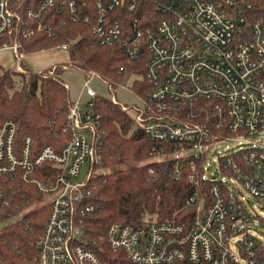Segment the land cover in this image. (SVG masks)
I'll use <instances>...</instances> for the list:
<instances>
[{
  "label": "built area",
  "instance_id": "1",
  "mask_svg": "<svg viewBox=\"0 0 264 264\" xmlns=\"http://www.w3.org/2000/svg\"><path fill=\"white\" fill-rule=\"evenodd\" d=\"M118 6L132 11L135 1L95 0L91 30L99 44L121 41L131 59H144L143 73L133 76L146 86L142 105L119 104L155 143V158L170 161L173 177L191 183L190 214L182 222L147 218L138 228L109 224L107 262L88 247L89 217L100 210L91 187L103 131L89 84L102 77L87 70V108L70 103L71 136L60 149L48 144L34 153L30 137L17 149L15 123L0 126V177L10 173L34 184L49 205L37 264H264V239L254 233L256 225L264 228V0H167L159 3L161 18L143 24L135 17L125 38L109 16ZM55 13L83 22L91 16L75 0H0V51L14 53L16 69L21 38L52 32L46 20ZM195 109L204 115H193ZM44 165L35 176V167ZM82 166L85 180H76Z\"/></svg>",
  "mask_w": 264,
  "mask_h": 264
},
{
  "label": "trees",
  "instance_id": "2",
  "mask_svg": "<svg viewBox=\"0 0 264 264\" xmlns=\"http://www.w3.org/2000/svg\"><path fill=\"white\" fill-rule=\"evenodd\" d=\"M134 1L132 11L126 6H118L109 13L110 18L120 23L123 38L133 33L135 17L143 24H151L161 18L159 3L167 0ZM75 2L90 11L89 22L73 21L70 16H57L55 13L46 20L52 24V32L34 30L31 36L22 37V50L29 52L67 43L69 65L83 72L93 70L99 73L110 84L107 85L110 91L129 76L142 74L144 59H131L121 41L110 46L98 43L90 27L96 12L95 0ZM28 22L33 23L32 20ZM120 67L123 70L119 71ZM45 70L31 71L27 78L15 70L6 69L0 74V126L5 120L15 123L17 149L26 137L31 138L34 153L48 144L60 149L71 136L67 113L72 101L62 78L63 65L52 75ZM16 77L21 84L18 90L14 88ZM132 89L142 96L145 85L134 81ZM91 102L103 131L99 138L100 155L102 166L108 172L92 179L91 201L100 210L89 217L88 247L107 262L113 255L103 238L109 224L117 222L138 228L147 218L182 222L190 214L185 200L192 186L186 176L173 177L170 161L151 158L157 153L152 152L155 143L143 134L131 114L119 103L103 97L92 98ZM204 113L205 109L193 111L197 117ZM44 168L45 165L36 166L35 176H40ZM0 186L3 189L0 198V264H37V242L48 217L49 205L34 184L10 173L0 177ZM28 204L37 206L15 221L3 222Z\"/></svg>",
  "mask_w": 264,
  "mask_h": 264
},
{
  "label": "rangeland",
  "instance_id": "3",
  "mask_svg": "<svg viewBox=\"0 0 264 264\" xmlns=\"http://www.w3.org/2000/svg\"><path fill=\"white\" fill-rule=\"evenodd\" d=\"M55 46L47 49L45 48V50L40 48V50H34L29 52H24V50H22L21 48L20 49L22 53L21 61L23 62V63L21 62L20 64L21 70L14 69L16 64V58L14 56V53H12L11 50L9 49L1 50L0 74L6 69L15 70L16 72L18 73L20 72L21 74L24 75L25 78H27L31 71L37 72V70L39 69L45 70L47 67H50L52 63L59 62V64H56L55 66H51L45 71L46 72L53 71L55 73L56 69H58L60 66L63 65L64 71L62 77L68 83L66 85L67 87L70 88L71 93L75 97L73 102L79 103L81 109L85 110L87 108V101L90 99V97L87 96L83 91V85L85 81L84 72L78 69L77 67L70 66L69 64H71L70 63L71 60H69L70 58L67 56L68 52L66 50L55 49ZM133 79H134L133 75L129 76V78L124 81L123 85H119L118 83L119 86H117L113 91H110L107 87V84L104 82L102 78H100L99 76H94L93 78L90 79L89 82L92 91L95 95L92 98L103 97V98H109L111 100L113 98L116 100L115 101L116 103L120 102L124 105L132 106V107L141 106L142 105L141 97L132 89ZM16 80L17 82L14 88L18 90L19 88H21V84L18 82L19 77H16ZM112 102L114 101L112 100ZM83 134L86 137H88V131L83 132ZM259 137H264V135L261 134L259 135ZM256 138L257 137H251V136L244 137V139L246 140H253ZM228 144L230 146V149L233 150L235 148L236 142L234 140H230ZM151 158H155V156H152ZM107 172H108L107 168L102 166V163H100L98 167L97 175L104 174ZM85 176H86V167L82 166L79 176L76 178V180H85ZM242 190L246 196H250L247 192L244 191L243 188ZM36 206L37 204H33V205L28 204L24 208L17 210L13 216L4 219L3 222L8 223L15 221L17 220L18 217L23 216L29 209H32ZM254 233L259 238L264 239V228H261L260 225H256Z\"/></svg>",
  "mask_w": 264,
  "mask_h": 264
},
{
  "label": "crops",
  "instance_id": "4",
  "mask_svg": "<svg viewBox=\"0 0 264 264\" xmlns=\"http://www.w3.org/2000/svg\"><path fill=\"white\" fill-rule=\"evenodd\" d=\"M43 50H45V49H43ZM68 52V51H67ZM67 56L69 57V55H68V53H67ZM22 62V61H21ZM23 63V62H22ZM56 64H59V62H56V63H52L51 65H50V67L51 66H55ZM16 67H17V62H16V64H15V68L14 69H16ZM50 67H47L46 69H48V68H50ZM39 71H42L41 69H39V70H37V72H39ZM63 78V77H62ZM63 81H64V84L66 85V84H68L65 80H64V78H63ZM67 86V85H66ZM68 89H69V93H70V99H71V101H73L74 99H75V97H74V95L71 93V91H70V88L68 87Z\"/></svg>",
  "mask_w": 264,
  "mask_h": 264
}]
</instances>
